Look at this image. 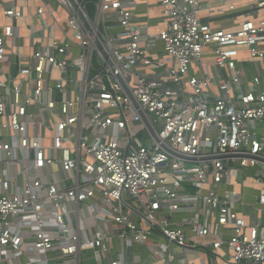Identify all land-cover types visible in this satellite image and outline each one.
<instances>
[{"label": "built area", "instance_id": "1", "mask_svg": "<svg viewBox=\"0 0 264 264\" xmlns=\"http://www.w3.org/2000/svg\"><path fill=\"white\" fill-rule=\"evenodd\" d=\"M157 1L166 25L143 36L148 21L132 24L136 0H97L92 16L85 0H0V63L7 65L0 80V171L20 165V172L0 178V248L12 257L33 255L37 259L27 264H47L45 255L58 253L61 262L81 264V249L90 247L100 260L108 253L107 238L81 242L62 204L66 198L84 201L98 189L114 202L109 220L125 246L145 244L153 233L162 237L150 248L154 261L172 264L206 248L210 264H220L214 251L225 246L230 264H264V138L254 128L264 121V71L242 91L235 61L239 47L252 60L264 59V0L251 5L261 11L257 21L246 19L232 31L213 28L199 14L212 3L233 10L234 0ZM207 47L218 77L228 69L229 79L202 72ZM160 68L163 77L154 72ZM39 128L48 132V145ZM161 143L197 161L179 159ZM53 164L73 181L66 189L38 174ZM249 168L258 195L246 203L239 189ZM38 189L52 208L56 231L44 229ZM26 212L34 221L27 240L11 225L13 216ZM184 212L194 214L184 220L188 232L172 221Z\"/></svg>", "mask_w": 264, "mask_h": 264}, {"label": "crops", "instance_id": "2", "mask_svg": "<svg viewBox=\"0 0 264 264\" xmlns=\"http://www.w3.org/2000/svg\"><path fill=\"white\" fill-rule=\"evenodd\" d=\"M56 2V0H52ZM234 9L230 10L228 4L222 3H212L209 6H204L199 14V19L211 25L216 29L223 30H235L238 28L240 23L246 19L256 20L260 15V12H256L251 9L253 0H234ZM130 10L133 13L132 24L135 26L142 25L148 21V28L143 31V36L145 35H156L161 31L166 25V19L163 18L162 11L159 7L157 0H136V3L130 4ZM147 15V16H146ZM257 21V20H256ZM21 29L26 31L25 27L21 26ZM30 41L28 40V43ZM259 47L264 51V40L259 43ZM160 43H156L155 51L153 55L160 52ZM156 57V55H155ZM8 60V58H7ZM236 70L240 73V89L242 91H247L253 76L257 73L264 71V59L262 60H252L250 59L245 47L238 48V55L235 58ZM214 52L211 47H207L202 52L201 59L199 60V66L202 72L207 73L208 76L214 79L227 80L230 77L231 71L228 69H222L218 77L217 69L214 67ZM13 68V67H12ZM7 70V65L5 62L0 63V80L5 78ZM140 71H147L145 68L139 69ZM150 72V71H149ZM155 74L157 77H163L165 74L163 69H156ZM191 74H199L198 70L195 68H190ZM216 88L213 89L215 92ZM255 132L260 138H264V121L256 122L254 125ZM40 135H44V143L46 145L50 142V136L47 131L42 128L38 129ZM53 157H57L58 153L54 150L49 152ZM20 172V165L6 166L0 171V178H9L11 174ZM254 169H245L243 171V185L241 186L240 193L242 195L243 201L248 203L252 202L258 195V186L255 184L253 179ZM40 175L44 183L54 184L59 190L66 189L73 181L65 180V174L60 170L57 164L50 165L49 167H43L39 170ZM22 181L19 178L16 180L17 185H21ZM81 188H85L87 185L79 180ZM40 199L44 201L45 207L43 214L45 215V228L47 231H56V225L53 220V211L50 207L48 201L44 197L45 192L43 189L37 190ZM63 208L66 210V214L63 216L65 221H67L70 226L78 234L81 242L91 241L98 235L106 237V243L108 244V253L102 256L100 260H97L92 253L90 247H84L81 249V264H106L108 259H117L126 261L127 264H162L161 261H154L151 259L150 248L153 244L157 242H163L162 237L153 233L150 235V239L145 244H136L131 242L124 245V243L117 237L118 227L113 221L109 220L111 214V206L114 204L113 201H108L102 197L101 192L96 189L93 197L75 203L72 200L66 198L63 202ZM75 211V212H72ZM29 212L20 213L11 218V225L14 230L19 231L25 240L29 239L33 233L34 221L29 216ZM130 218L138 223L141 220L137 215L132 213L129 214ZM194 216L192 212H184L182 214L174 215L172 218L173 224L176 226L183 227L185 231H189V227L184 221L188 217ZM192 218V217H191ZM171 251L182 255L180 249L174 248L170 245ZM6 249L0 248V264H27L28 260H36L37 258L33 255L24 256L21 255L17 258L12 257L11 253L5 251ZM8 253V256H7ZM217 255V261L220 264H230L227 259L229 256L228 248L222 246L214 251ZM6 255V256H5ZM132 255L139 256V260L133 261ZM41 255L40 258H42ZM44 257V256H43ZM47 259V264L63 263L61 262L63 257L58 253H47L45 257ZM211 253L206 248H198L193 252L187 253V257L174 258L172 264H210ZM94 260V261H93ZM91 261H93L91 263ZM44 264V263H43Z\"/></svg>", "mask_w": 264, "mask_h": 264}, {"label": "water", "instance_id": "3", "mask_svg": "<svg viewBox=\"0 0 264 264\" xmlns=\"http://www.w3.org/2000/svg\"><path fill=\"white\" fill-rule=\"evenodd\" d=\"M122 83H123V82H122ZM123 86L125 87L124 84H123ZM125 89H126V91H127V95L130 97V99H131V101L133 102V104H134L136 107H138V104H137V102L135 101V99L132 97L130 91L127 90L126 87H125ZM139 113H140L142 119L144 120V122L146 123V126L150 129L153 138H154L156 141H158V137H157L156 133L152 130V128H151V126H150V124H149V122H148V120H147V117H146L145 113H144L143 111H141V110L139 111ZM160 146H161V148H162L164 151L170 153L171 155H173V156H175V157H177V158H179V159L187 160V161H188V160H189V161H197V159L194 158V157H189V156H187V155H185V154H180V153H177V152H175V151H172L167 145H165V144H163V143H161ZM202 159H206V158H198V160H202ZM262 161L264 162V160H262Z\"/></svg>", "mask_w": 264, "mask_h": 264}, {"label": "trees", "instance_id": "4", "mask_svg": "<svg viewBox=\"0 0 264 264\" xmlns=\"http://www.w3.org/2000/svg\"><path fill=\"white\" fill-rule=\"evenodd\" d=\"M97 0H85V4H86V9H87V12L89 14V16L93 15L94 11H95V2Z\"/></svg>", "mask_w": 264, "mask_h": 264}, {"label": "rangeland", "instance_id": "5", "mask_svg": "<svg viewBox=\"0 0 264 264\" xmlns=\"http://www.w3.org/2000/svg\"><path fill=\"white\" fill-rule=\"evenodd\" d=\"M136 137H138L144 143L146 135H145V133H140V134H137ZM93 261H91V263Z\"/></svg>", "mask_w": 264, "mask_h": 264}]
</instances>
